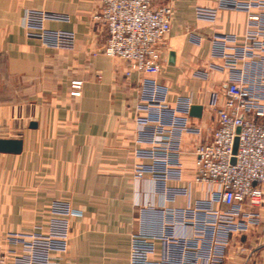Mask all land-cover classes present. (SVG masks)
Masks as SVG:
<instances>
[{
	"label": "crops",
	"instance_id": "obj_1",
	"mask_svg": "<svg viewBox=\"0 0 264 264\" xmlns=\"http://www.w3.org/2000/svg\"><path fill=\"white\" fill-rule=\"evenodd\" d=\"M214 1H155L174 10L159 46V80L168 87L170 106L190 95L198 105L200 93L206 102L213 92L224 99L226 73L208 70L220 63L207 55L211 35L240 33L245 17L220 13L213 25L197 20L194 7ZM98 7L99 0H0V139L22 144L18 154L0 152V250L6 232L45 231L44 208L59 197L81 217L72 221L67 254L54 255L57 264H128L130 237L157 233L161 209L172 206L148 177L133 176L139 78L125 76V61L101 53L106 31L92 20ZM29 11L64 15L45 28L72 32L73 50L28 38ZM202 70L208 79H194ZM72 80L83 82L80 97L69 96ZM183 159L190 163L189 156ZM197 197L192 193L191 201ZM258 211V227L232 238L224 264H264V204Z\"/></svg>",
	"mask_w": 264,
	"mask_h": 264
},
{
	"label": "built area",
	"instance_id": "obj_2",
	"mask_svg": "<svg viewBox=\"0 0 264 264\" xmlns=\"http://www.w3.org/2000/svg\"><path fill=\"white\" fill-rule=\"evenodd\" d=\"M155 1L99 0L92 15L106 31L101 53L125 61V76L139 78L133 176L148 177L172 203L161 209L157 233L130 237L127 263L224 264L230 241L258 227L264 204V0H215L194 7L196 19L212 25L220 13L245 17L240 33L214 30L211 35L207 55L220 63H210L208 70L225 72L226 84L223 101L216 92L207 102L202 93L195 97L200 118L189 116L195 105L191 95L170 106L168 87L159 80V46L174 10ZM65 20L61 14L29 11L27 37L50 49L73 50L72 32L45 28L47 21ZM193 77L203 81L208 72L195 71ZM82 84L72 80L69 96L80 97ZM192 193L198 194L193 202ZM44 209L45 231L37 226L31 233L3 234L0 264H57L54 255L67 254L75 237L72 221L81 212L59 197Z\"/></svg>",
	"mask_w": 264,
	"mask_h": 264
},
{
	"label": "water",
	"instance_id": "obj_3",
	"mask_svg": "<svg viewBox=\"0 0 264 264\" xmlns=\"http://www.w3.org/2000/svg\"><path fill=\"white\" fill-rule=\"evenodd\" d=\"M173 60V54H169V62L171 63ZM202 113V108L199 105H192L189 109V116L192 118H200ZM31 126H34L33 124ZM238 132V129H237ZM21 141L19 140H1L0 139V152L1 153H12V154H18L21 151ZM237 148V139L234 140L233 145V153L236 152ZM232 163L234 160L232 159Z\"/></svg>",
	"mask_w": 264,
	"mask_h": 264
}]
</instances>
